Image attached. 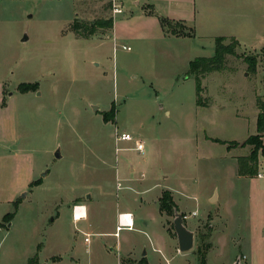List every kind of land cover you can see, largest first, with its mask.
Here are the masks:
<instances>
[{"label":"rangeland","instance_id":"374dc122","mask_svg":"<svg viewBox=\"0 0 264 264\" xmlns=\"http://www.w3.org/2000/svg\"><path fill=\"white\" fill-rule=\"evenodd\" d=\"M121 1L124 12L115 14ZM133 2L0 0V264H152L153 233L168 247L170 262L161 264H200L202 256L207 264H264V179L238 175L251 147L214 142L257 134L252 98L264 96V46L252 47L264 39V0H237V13L234 0H197V25L180 30L195 37L154 40L137 36L143 5ZM253 2L249 28L243 6ZM208 4L222 12L206 21ZM150 11L159 22L167 17ZM76 19H113L115 29L79 39L70 29ZM218 35L242 46L198 93L189 63L212 57ZM243 56L256 59L258 90ZM24 83L38 87L22 94ZM200 96L208 106L197 104ZM122 133L133 140L118 141ZM164 193L188 211L195 241L187 253L178 249L177 207L161 209ZM82 206L86 217L76 220ZM128 210L134 228L117 237Z\"/></svg>","mask_w":264,"mask_h":264},{"label":"trees","instance_id":"16d2710c","mask_svg":"<svg viewBox=\"0 0 264 264\" xmlns=\"http://www.w3.org/2000/svg\"><path fill=\"white\" fill-rule=\"evenodd\" d=\"M148 7V6H147ZM145 7V8H147ZM153 7L149 12V15L153 14ZM160 23L162 29L166 36L169 37H195L193 30L190 29L191 32H180L182 28H185L184 22L181 21H174L168 17H161ZM114 26V20L110 19L107 22L102 20L96 21L91 24H86L80 22L78 19L70 26V29L79 39H90L97 33L98 29H112ZM185 29H189L188 27ZM229 40L230 43L226 44V41ZM240 47V43L235 38H226V37H217L215 39V47H214V55L212 57H202L193 60L190 63V69L188 72V77H194L196 82V88L198 93L203 92L202 87V80L209 74L214 72H222L226 69V62L227 57L230 56H237V48ZM244 61L249 66V71L256 72V59L250 56H243ZM38 85L24 83L19 85L18 90L22 93H29L30 91H35ZM197 104L199 106L207 105L202 97L200 96ZM259 114L257 117V134L248 137L243 143L239 142H225L222 140L215 139L214 142L221 143V144H228V149L233 148H245L247 146L251 147L250 154L247 156H242L238 158V175L242 178L252 179L257 178V174L259 171V160L261 156H264V98L258 97L256 101ZM42 185L41 180H37L32 182L29 187H37ZM167 193H164L162 199L161 209L165 210H172L176 207L175 203L173 202L172 198L170 197V202L167 204V200H169ZM20 205L19 200L15 202V209L18 210ZM15 214H7L4 218H13ZM1 229V226H0ZM206 256H202L200 259V264H207L206 263ZM142 264H147L144 261Z\"/></svg>","mask_w":264,"mask_h":264},{"label":"crops","instance_id":"0c3cea01","mask_svg":"<svg viewBox=\"0 0 264 264\" xmlns=\"http://www.w3.org/2000/svg\"><path fill=\"white\" fill-rule=\"evenodd\" d=\"M133 1H134L133 2L134 6H140V4H142L143 5V10L146 9L145 11L141 10L142 14L140 15L139 19H141V21L144 22V23L140 24V26H139V28H141V29H139L140 33L137 34L138 37L143 38V39L147 38V39H153L154 40V39H158V38L159 39L160 38L164 39L165 37L166 38L168 37L170 39H172V38H175V39L187 38V37H169V36H166L164 34V31H163V29L161 27V24H160L158 18H156L155 16H148L147 15V11H150L152 7H153L154 13L157 16H167L171 20L181 21V22H184V23H186L188 25L196 26L197 22H198V19H199V16H200L199 15L200 13H198V11H197V8H198L197 7V0H133ZM235 1H237V0H234L233 6L231 7V10H232L233 13H237L239 11V9L241 8V6ZM119 5H121V4H119ZM145 7H147V8H145ZM121 8H122V13H120V14H123V12H124V4H123V2H122V5H121ZM243 8H244V10H246L248 12L247 16H246V19H247V21H246L247 24L246 25L250 28V26H254L253 25L254 21H253V18H252V14H253V12H255V9L257 8V5L253 2L249 6H246V7L243 6ZM137 12L138 11L136 10V13ZM216 12H222V9H219V8H216V7H210L209 4L206 5L203 8V13H204L203 16L206 17V21H209L210 19L213 20L214 18H217L216 17ZM131 13H133V12H131ZM114 29H115V22H114V26L112 28L113 32H114ZM113 35H114V33H113ZM116 36H118V34ZM217 37L235 38L240 43V45L242 46L241 40H239V38L237 36H235V35H218ZM217 37H215V38H217ZM262 40H263L262 43H260V45L258 47H252L251 46L253 51H257V50L261 49L264 46V39H262ZM191 62L192 61H190V63ZM190 63H189V69H190ZM247 74H248L247 72H243V76L245 78L247 77ZM255 75H256L255 76L256 78L253 79L254 83H255V85L253 86V91H254V89L256 90L258 88V86L260 85L259 74H257V70L255 72ZM4 87L5 86L0 84V91L2 90V93H3ZM261 87H264V85H262ZM257 97L264 98V96H260L258 94H257ZM257 97L254 95L253 98H252L253 107H254V105L257 106V104H256ZM241 100H243V102H241V103H243L242 105H244L245 104L244 99L241 98ZM207 106H208V104H207ZM258 114H259V110L257 112V117H258ZM237 115L240 116V117H243V115H240V111H238ZM256 129H257V126H256ZM263 142H264V139H263ZM239 157H242V156H239ZM29 184L30 183H28V185ZM174 203H175V205L177 207L176 210L179 213L183 214L185 212H188L187 209H185L183 207H182V210H181V207L178 205V203L175 202V200H174ZM122 213H130V214H132L133 223L135 224V221H134L135 216H134V214L131 211L128 210V211H125V212H122ZM152 238H153L152 240H153V248H154L153 249V251H154L153 253L154 254L149 259V261H152V264H161V262H159V261H160V259L162 260V258H163L164 260L170 262L168 247L165 244V240H164L163 236H158L157 233H153L152 234ZM178 249H179V246H178ZM239 260L241 261V259H239ZM163 264H165V263H163Z\"/></svg>","mask_w":264,"mask_h":264},{"label":"water","instance_id":"95a60500","mask_svg":"<svg viewBox=\"0 0 264 264\" xmlns=\"http://www.w3.org/2000/svg\"><path fill=\"white\" fill-rule=\"evenodd\" d=\"M26 40V38L24 39ZM56 157H60L59 153H56ZM25 196V195H24ZM212 202L217 201V195L211 200ZM175 219H174V230L177 235L179 251L181 253H187L191 251L194 247L195 234L193 231L189 230L184 223V216L179 213L177 210L175 211ZM146 250L143 252V256H146ZM240 260H238V263Z\"/></svg>","mask_w":264,"mask_h":264},{"label":"built area","instance_id":"2783aa9c","mask_svg":"<svg viewBox=\"0 0 264 264\" xmlns=\"http://www.w3.org/2000/svg\"><path fill=\"white\" fill-rule=\"evenodd\" d=\"M115 14H120L122 13V9L116 7L114 9ZM125 48V47H124ZM118 141H132L133 137L129 133H122L120 136H118ZM136 150L142 153L144 151V146L143 143L138 142L136 146ZM257 178L259 179H264V160H259V171L257 174ZM134 228V223H133V216L130 213H123L119 216L118 219V227H117V234L116 236H119V233L122 230H132ZM85 241L87 243H90V238L86 237Z\"/></svg>","mask_w":264,"mask_h":264},{"label":"bare ground","instance_id":"6f19581e","mask_svg":"<svg viewBox=\"0 0 264 264\" xmlns=\"http://www.w3.org/2000/svg\"><path fill=\"white\" fill-rule=\"evenodd\" d=\"M86 213H87V210L85 207H77L75 209V217H76V220H80L81 218H85L86 217Z\"/></svg>","mask_w":264,"mask_h":264}]
</instances>
